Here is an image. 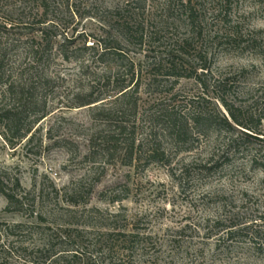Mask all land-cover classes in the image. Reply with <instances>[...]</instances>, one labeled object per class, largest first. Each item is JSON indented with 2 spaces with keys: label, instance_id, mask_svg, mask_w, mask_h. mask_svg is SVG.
<instances>
[{
  "label": "rangeland",
  "instance_id": "374dc122",
  "mask_svg": "<svg viewBox=\"0 0 264 264\" xmlns=\"http://www.w3.org/2000/svg\"><path fill=\"white\" fill-rule=\"evenodd\" d=\"M53 1L59 9L54 17L72 23L67 41L58 39L59 46L65 43L62 51L72 56L86 41L92 46L104 35L100 21L81 19L80 15L92 7L104 10L124 6L128 0ZM0 3V23L7 18L16 22L22 19L20 0ZM152 6L149 1L148 9ZM234 22L239 23L242 40L238 45L226 42L212 47L211 68L220 75V98L226 97L245 116L253 118L249 124L258 126L264 135V3L255 6L250 1L242 2ZM33 30V26L15 28L9 35L2 29L1 41L9 45L8 69L12 75L26 69V77L36 71L52 77L43 92L50 115L39 125L40 133L30 146L12 149L0 131V189L26 196L28 204L36 200L37 212L46 213L52 222L72 221L76 227L86 228L91 233L90 241L95 242L101 232L114 226L145 238L135 253L113 261L107 256L98 258L100 264H264V143L243 137L239 131H227L222 125L220 131L205 137L196 135L178 149L171 139L163 138L168 157L164 163L168 161V166L158 163L145 167L143 163L135 169L121 162L106 165L107 158L100 155L94 166L85 156L91 150V136L103 124L92 119L89 107H72L77 95L88 93L95 80L111 75L109 69L115 63H110L107 71L93 63L94 53L84 51L74 54L71 61L55 54L50 62L33 68L35 64H25L20 58L23 48L19 45L25 33L39 37ZM171 37L159 34L153 46L129 48L131 55L137 63H146V57L165 59ZM249 41L255 47L249 46ZM102 83L96 91L106 101L112 100L116 94L113 85ZM169 89L171 85L158 90L144 86L140 105L147 107L148 103L166 99ZM172 94L178 96L176 105H186L201 97L203 90L195 80L183 79ZM171 99L164 101L171 103ZM223 117L229 118V114L220 102ZM259 119L263 121L261 126ZM232 141H237L236 146L230 148ZM82 180L80 204L72 207L75 213L66 218L61 208L69 205L64 198H57L56 190L64 196L68 188ZM17 181L23 192L16 188ZM7 207V198L0 194L1 221H36L29 218L28 207L23 213L10 212ZM113 215L118 217L113 219Z\"/></svg>",
  "mask_w": 264,
  "mask_h": 264
},
{
  "label": "trees",
  "instance_id": "16d2710c",
  "mask_svg": "<svg viewBox=\"0 0 264 264\" xmlns=\"http://www.w3.org/2000/svg\"><path fill=\"white\" fill-rule=\"evenodd\" d=\"M149 1L153 3L151 9H148ZM245 1L255 6L264 3V0H128L124 6L114 9L92 7L80 18L100 21L104 25V35L92 46H87L86 41L83 47L73 51L72 56L67 55V50L62 51L65 43L58 45L61 37L67 41L66 33L72 23L54 17L59 9L53 0H20L22 19L16 22L7 18L0 23V30L9 34L15 28H35L32 32H37L39 37H28L25 33V39L19 44L23 48L20 58L25 64H35L33 68L50 62L55 54L71 61L75 59L74 54L84 51L94 53L93 63L107 71V66L115 63L109 69L110 76L95 80L88 93L79 94L74 100L72 108L89 107L92 119L103 124V128L90 138L91 150L85 156L86 160L95 166L100 155L107 158L106 165L121 162L135 169L143 163L145 167L158 163L168 166V161L164 163L168 157L163 138L171 139L178 149L189 144L194 136L205 137L209 132L220 131V126L224 125L227 131H239L243 137L264 143L259 127L249 124L253 118L245 116L226 97L220 98V86L223 87L220 75H215L211 68L212 47L241 42L239 23L234 19L239 16L241 3ZM1 9L0 5V14ZM73 15L78 16L75 11ZM165 33L172 34L167 57H146V63H137L129 48L153 46L157 36ZM1 38L2 35L0 131L7 145L17 149L35 142L40 133L39 125L50 115L43 92L52 77L39 71L26 77V69L18 76L12 75L8 69L9 45L4 46ZM251 45L255 47L249 41ZM183 79L195 80L203 94L189 104L176 105L179 104L178 96L172 93ZM102 82L105 86L113 85L116 92L110 101L96 91ZM169 85L171 89L164 100L172 98L171 103L157 100L148 103L147 107L140 105L139 95L144 86L158 90ZM215 92H218L216 97L212 96ZM220 102L229 118H220ZM262 123L259 119L258 125ZM236 142L232 141L229 147H235ZM83 185V180L74 183L64 196L56 190L57 198H64L69 205L61 208L66 218L75 213L72 207L80 204ZM16 188L24 191L19 181ZM0 194L8 200V211L23 213L28 207L29 218L36 219L35 222L17 224L0 220V264H100L98 258L107 256L113 261L135 253L145 239L139 233H127L114 226L101 232L100 238L93 242L88 240L91 233L86 228L76 227L72 221L52 222L46 213H38L36 200L28 204L26 196L3 189Z\"/></svg>",
  "mask_w": 264,
  "mask_h": 264
}]
</instances>
